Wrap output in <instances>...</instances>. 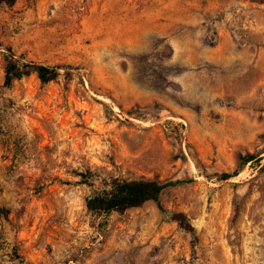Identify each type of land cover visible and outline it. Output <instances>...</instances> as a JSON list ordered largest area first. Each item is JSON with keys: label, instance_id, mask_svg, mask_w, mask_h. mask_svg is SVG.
<instances>
[{"label": "rangeland", "instance_id": "374dc122", "mask_svg": "<svg viewBox=\"0 0 264 264\" xmlns=\"http://www.w3.org/2000/svg\"><path fill=\"white\" fill-rule=\"evenodd\" d=\"M86 169L174 184L98 217ZM0 264H264V0H0Z\"/></svg>", "mask_w": 264, "mask_h": 264}, {"label": "trees", "instance_id": "16d2710c", "mask_svg": "<svg viewBox=\"0 0 264 264\" xmlns=\"http://www.w3.org/2000/svg\"><path fill=\"white\" fill-rule=\"evenodd\" d=\"M58 68L22 62L20 59L10 57L5 65L4 84L9 87L15 80L30 75L31 71L35 72L41 82H47L59 76ZM256 158L253 155L247 156L244 160V165L255 162ZM74 174L80 178L79 182L81 184L88 186H94L95 180H99L97 191L85 200L87 211L98 217H106L113 213L124 214L127 210L138 208L146 202H157L163 191L174 184L173 182L161 181L156 178L124 179L113 177L106 180L99 178L90 169L74 171ZM230 177V175H224L223 180ZM171 218L183 230L195 235V228L184 213H173Z\"/></svg>", "mask_w": 264, "mask_h": 264}]
</instances>
